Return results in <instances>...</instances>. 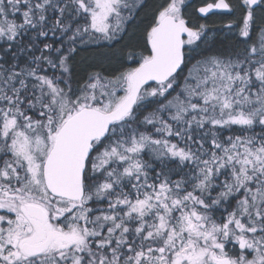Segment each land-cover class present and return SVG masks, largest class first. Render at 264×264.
<instances>
[{
    "label": "snow or ice",
    "instance_id": "snow-or-ice-1",
    "mask_svg": "<svg viewBox=\"0 0 264 264\" xmlns=\"http://www.w3.org/2000/svg\"><path fill=\"white\" fill-rule=\"evenodd\" d=\"M191 7L0 0V264H264V0Z\"/></svg>",
    "mask_w": 264,
    "mask_h": 264
},
{
    "label": "trees",
    "instance_id": "trees-1",
    "mask_svg": "<svg viewBox=\"0 0 264 264\" xmlns=\"http://www.w3.org/2000/svg\"><path fill=\"white\" fill-rule=\"evenodd\" d=\"M148 8L140 14V18L137 20L136 25L131 29L129 37L123 40L122 43L117 44L115 48L91 46L87 51H81L80 56L77 57V69L82 75L83 68L87 67L85 61L92 64L94 67L102 68L105 70H111L120 67L121 50L127 47L129 44H136L143 40V29L147 27V22L150 21L151 15L155 10L158 3L163 0H146ZM206 2H212V0H191L192 7L189 9L191 17L190 22L193 24H205L208 28V36H212V39L206 43L207 47L219 54L226 53L233 45V40L230 35H225L224 25L233 19H238L237 16L232 14L213 13L204 18L200 16L196 9L202 6ZM207 53V52H202Z\"/></svg>",
    "mask_w": 264,
    "mask_h": 264
},
{
    "label": "rangeland",
    "instance_id": "rangeland-1",
    "mask_svg": "<svg viewBox=\"0 0 264 264\" xmlns=\"http://www.w3.org/2000/svg\"><path fill=\"white\" fill-rule=\"evenodd\" d=\"M190 2H191V0H190ZM213 13H222V14H228V13H226V12H223V11H220V10H216V11H214ZM213 13H210V14H213ZM209 14V15H210ZM200 15V14H199ZM208 15V16H209ZM200 16H202V15H200ZM207 16V17H208ZM202 17H204V16H202ZM204 18H206V17H204ZM225 31V35H230V33H228L226 30H224ZM209 39H212V36H210V34H209V36H208V40H207V42L209 41ZM207 44H205L204 46H203V48L201 49V52H207V53H211V54H219L218 52H216V51H213V50H211L210 48H208L207 46H206ZM93 46H97V45H93ZM198 58V57H197ZM185 74H186V72H185ZM177 91H179V89L177 88ZM155 106H153V108H154ZM150 111L152 110L151 108L149 109Z\"/></svg>",
    "mask_w": 264,
    "mask_h": 264
}]
</instances>
